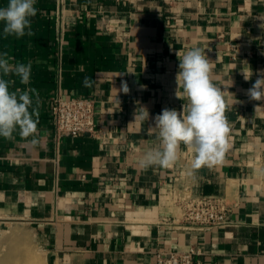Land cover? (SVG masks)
Listing matches in <instances>:
<instances>
[{"label": "crops", "instance_id": "1", "mask_svg": "<svg viewBox=\"0 0 264 264\" xmlns=\"http://www.w3.org/2000/svg\"><path fill=\"white\" fill-rule=\"evenodd\" d=\"M34 6L32 35L5 37L0 24V52L11 63L31 64L30 84L9 76L10 90L33 88L40 101L38 144L18 133L0 137V233L10 221L32 226L46 264H158L162 252L190 249L201 264H264V101L247 95L264 69V0ZM194 47L205 50L213 82L228 91L231 148L194 175L183 145L171 168L145 170L139 160L158 143V129H150L155 116L186 102L176 96V53ZM59 94L94 100L95 136L56 139L52 104ZM141 108L148 120L134 119ZM200 194L225 198L228 226L182 227L181 200Z\"/></svg>", "mask_w": 264, "mask_h": 264}, {"label": "clouds", "instance_id": "2", "mask_svg": "<svg viewBox=\"0 0 264 264\" xmlns=\"http://www.w3.org/2000/svg\"><path fill=\"white\" fill-rule=\"evenodd\" d=\"M35 3L36 0H8L6 6L0 7V24L5 37L32 35L31 18L37 14ZM176 55L179 60L176 81L182 89V94L176 92V96L186 102L180 111L164 108L155 116L154 127L150 129H158V143L143 154L139 166L145 170L154 167L169 169L177 162L183 145L192 153L189 174L194 175L201 167L211 168L218 164L231 148L232 125L225 114L228 91L213 82L214 65L204 49L194 47ZM12 59L7 51L0 52V137L11 140L14 133H18L22 138L32 137L31 143L35 145L39 143L36 138L39 135L38 94L33 88L10 90L14 81L6 79L15 76L21 85H29L31 64L11 63ZM253 74V71L243 72L245 81L251 80ZM256 75L247 95L250 100L260 102L264 101V69L257 70ZM83 84L91 88L93 81L85 77ZM120 90L125 94L129 92L126 82ZM261 107L257 104L255 110ZM134 119L148 120V110L136 111Z\"/></svg>", "mask_w": 264, "mask_h": 264}, {"label": "built area", "instance_id": "3", "mask_svg": "<svg viewBox=\"0 0 264 264\" xmlns=\"http://www.w3.org/2000/svg\"><path fill=\"white\" fill-rule=\"evenodd\" d=\"M52 118L57 140L85 134L95 136L98 132L95 102L91 99L65 98L59 94L53 99ZM181 203L180 223L186 230L210 232L230 224L231 208L222 196L194 195ZM198 256L199 252L194 249L162 252L158 255V264H201Z\"/></svg>", "mask_w": 264, "mask_h": 264}, {"label": "rangeland", "instance_id": "4", "mask_svg": "<svg viewBox=\"0 0 264 264\" xmlns=\"http://www.w3.org/2000/svg\"><path fill=\"white\" fill-rule=\"evenodd\" d=\"M0 264H46L44 253L24 221H10L0 233Z\"/></svg>", "mask_w": 264, "mask_h": 264}]
</instances>
